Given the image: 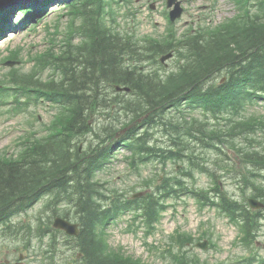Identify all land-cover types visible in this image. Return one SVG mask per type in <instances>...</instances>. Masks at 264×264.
Here are the masks:
<instances>
[{
	"label": "trees",
	"instance_id": "1",
	"mask_svg": "<svg viewBox=\"0 0 264 264\" xmlns=\"http://www.w3.org/2000/svg\"><path fill=\"white\" fill-rule=\"evenodd\" d=\"M56 1L63 3L56 19L73 16L81 22L69 27L58 51L51 48L37 56L35 66L52 73L43 78L38 72L14 70L9 81L14 86L0 84L4 104L13 96L17 110L31 101H47L55 110L47 135L29 134L18 143L16 152L0 154V224L5 236L17 238L25 225H14L11 219L47 197L46 210L81 224L78 237L54 230L52 217L38 226L36 238L49 237L51 264H57L54 256L61 243L78 251L84 264H138L110 248L106 228L130 209L141 211L146 223L153 224L164 208L158 203L160 197L186 191L200 205L221 209L242 227L249 241L258 230L262 212L252 214L246 203L223 192L221 176L211 167L230 174L235 159L229 153L241 156L243 162L255 166L245 174L243 186L264 202V187L256 179L250 181L261 174L253 171L264 170V142L255 136L264 131V120L248 114V109L264 102V0H235L238 13L220 26H200L181 36L171 33L155 38L111 29L106 11L115 0ZM49 2H31V8H23L25 17L17 25L11 23L17 8L1 9L0 37L43 21ZM172 51L177 54L176 68L163 74L167 70L159 58ZM116 87H129L131 92L120 93ZM99 121L104 126H94ZM145 125L162 128L165 146L150 144V130L141 131ZM126 127L125 140L108 144ZM86 135L92 139L81 148L79 140ZM121 142L135 155L131 161L135 169L150 161L180 162L185 179L195 178L194 172L207 174L215 195L204 189L190 191L183 177L166 178L159 184V197L150 195L129 203L118 190L108 195L96 174ZM208 151L225 158L207 164L203 155ZM193 241L183 237L179 244L187 246ZM166 253L176 264H205L190 252Z\"/></svg>",
	"mask_w": 264,
	"mask_h": 264
},
{
	"label": "rangeland",
	"instance_id": "2",
	"mask_svg": "<svg viewBox=\"0 0 264 264\" xmlns=\"http://www.w3.org/2000/svg\"><path fill=\"white\" fill-rule=\"evenodd\" d=\"M116 1L119 2V0ZM168 1L130 0L129 3L112 1L107 11L109 14L107 24L113 28L121 27L129 34L155 38L165 33L180 34L188 27L199 24L208 26L206 23L214 22V27H217L231 20L237 12L233 0H174L172 8L177 2H181L183 14L174 22L173 27L169 24L171 9H168ZM61 5L62 3H50L46 13ZM56 11L45 18L42 24L25 30L17 28V33L9 35L5 42H0V84H5L7 87L14 86L9 82L14 70H18L21 74L38 72L43 78L52 73L50 70L45 71L42 66H35L38 62L37 56L47 54L49 50H52L51 48L58 51L64 44V37L69 27L73 23L78 26L81 22L80 20L76 22L73 16L56 19L57 14L61 13ZM14 16L16 15H13L11 20L16 25L15 21L18 17L16 19ZM8 61L14 63L9 65ZM176 63L175 57L166 61L165 65L161 64L162 68L168 70H163V74L174 70ZM45 102H31L19 110L14 109L15 102L9 101L6 105L0 102V154L16 152L17 143L20 140L23 141L31 130L37 131L38 135L46 134L45 129L51 127L55 110L48 105L47 101ZM248 110V114H255L258 119L264 120V103ZM97 124L104 126L105 122L99 121L94 126ZM146 127H143L141 131L150 130L152 133L150 144L165 146L166 135L163 134L162 128ZM126 132V130L119 131L115 137L121 139ZM255 136H258L257 141L264 142V131L258 132ZM90 138L89 135L82 136L79 140L81 146H86V140ZM240 142L242 146H249L246 141ZM113 154L115 155L111 159L112 162L98 174V180L108 184L106 185L108 189L125 193L126 199H133L136 194H143L145 191L151 196H157L159 191L153 190L162 183L167 174L182 177L179 172L181 163L179 165L177 162H168L166 169H163L162 163L154 161L144 165L141 168V174H136L129 167L128 156H131V152L127 148L116 149ZM231 156L235 160L231 163L233 170L230 174L221 171L222 168L216 169L212 166L211 169L221 176V190L228 192L236 202L244 204L243 202L246 203L247 199L253 195L252 190L243 186L247 182L244 176L255 166L250 162H243L242 157L237 154H231ZM217 157V160L221 161L225 155L217 156L214 151H208V154L203 155V160L207 164L209 161L213 163ZM263 171H253L261 174L257 177L253 175L250 181L256 179V184L264 187ZM160 175L164 176L162 180H158ZM193 175L195 178L183 177L190 190L204 189L211 192V196L215 195L211 191L213 182L207 174L194 172ZM108 194L113 195L111 191ZM178 194L180 197L177 199H164L162 205L165 207L161 208L160 214L157 215L159 218L156 219L159 222L153 225L142 222L141 218L135 221L137 213L122 215L118 221L110 224L107 234L111 249L122 252L138 264H176L167 255V251L172 256L182 255L185 251L190 252L205 264H264V214L261 215L258 232L252 233L250 240L247 241L242 228L230 220L221 209L200 205L190 193L185 194L181 191ZM48 201H42L27 214L13 221L38 226L42 221L45 224L48 223L50 217L54 220L53 212L45 209V202ZM140 214L144 217L142 212ZM26 235L27 239H21L19 244L0 236V262L12 264L23 255L24 263L51 264L49 241L46 238L42 242L39 238L32 239L33 235L29 231H26ZM183 237H192L193 245L188 243L187 246H181L179 240ZM204 241L208 242L207 248L198 247ZM58 251V256H54L57 264H84L77 258V253L75 254L72 247L60 245ZM251 258L255 260L249 261Z\"/></svg>",
	"mask_w": 264,
	"mask_h": 264
},
{
	"label": "water",
	"instance_id": "3",
	"mask_svg": "<svg viewBox=\"0 0 264 264\" xmlns=\"http://www.w3.org/2000/svg\"><path fill=\"white\" fill-rule=\"evenodd\" d=\"M23 0H0V8H10L16 5L17 3ZM174 0L169 2V6H172ZM181 15V9L179 8V4H177L176 9L172 12V19L175 20L177 17ZM171 56V55H170ZM170 56L164 57L162 60L165 61ZM252 207L254 208H262L263 205L256 200H250ZM55 227L66 230L69 234L78 235L79 234V226L77 224H71L70 222L58 218L55 221Z\"/></svg>",
	"mask_w": 264,
	"mask_h": 264
}]
</instances>
